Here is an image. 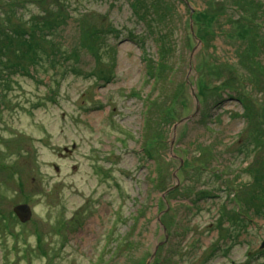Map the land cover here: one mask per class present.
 <instances>
[{
    "label": "rangeland",
    "instance_id": "374dc122",
    "mask_svg": "<svg viewBox=\"0 0 264 264\" xmlns=\"http://www.w3.org/2000/svg\"><path fill=\"white\" fill-rule=\"evenodd\" d=\"M0 61V264H264V0H0Z\"/></svg>",
    "mask_w": 264,
    "mask_h": 264
},
{
    "label": "trees",
    "instance_id": "16d2710c",
    "mask_svg": "<svg viewBox=\"0 0 264 264\" xmlns=\"http://www.w3.org/2000/svg\"><path fill=\"white\" fill-rule=\"evenodd\" d=\"M42 29V27L39 29V30H41ZM12 31L14 32V30H13V28H12ZM4 52V51H3ZM3 59H4V57H3ZM50 61L49 62H51V59H49ZM11 65H14V64H10V65H8V66H5V63H3V62H1L0 61V69L2 68V67H5V68H13ZM14 67H15V65H14ZM197 88H198V85H197ZM227 88V90L228 91H233L234 89H231L229 86H227V87H225L224 89H226ZM223 89V88H222ZM196 98H197V100H198V103L200 104V90L198 89L197 90V94H196ZM241 102H242V99L243 98H238ZM188 115L187 116H185V117H182V118H180L179 120H177V121H175V123L177 124L178 122H185V121H187L188 119ZM190 119V118H189ZM174 120H176V119H174ZM145 123H147V120H146V118H145ZM169 124H171V122H168ZM174 123V124H175ZM142 138H144V137H142ZM142 154L146 157V158H153L152 157V155L148 152V149L146 148V147H143L142 148ZM173 155H175L177 158H179L180 156L177 154V153H174ZM184 159L182 158V159H180L179 158V167H180V165H184V162H183V164H182V161H183ZM174 176V175H173ZM151 177H152V180L149 178L148 180H150L151 182H152V185L153 186H159L160 184H161V179H156V178H159V177H155V176H152L151 175ZM135 186H136V183H135ZM176 189L177 188V186L176 185H174V186H172L170 189H168V193H170V191H173V189ZM138 190V189H137ZM140 190V189H139ZM139 190L135 193V195L133 196V199H136V197H138L139 196ZM163 190V189H162ZM166 196V195H165ZM166 197H164V196H160V199L163 201L164 199H165ZM166 201V200H165ZM158 205V207H159V203L157 204ZM141 209V207H138L137 208V210H140Z\"/></svg>",
    "mask_w": 264,
    "mask_h": 264
},
{
    "label": "water",
    "instance_id": "95a60500",
    "mask_svg": "<svg viewBox=\"0 0 264 264\" xmlns=\"http://www.w3.org/2000/svg\"><path fill=\"white\" fill-rule=\"evenodd\" d=\"M193 96L196 98L195 94ZM196 101L198 104L197 98H196ZM178 123H180V122H178ZM177 124H175L174 126L176 127ZM13 212L21 222L28 221L32 216V208L29 205V203H27V202H21V203L15 204L13 206ZM259 247L264 248V238L262 239Z\"/></svg>",
    "mask_w": 264,
    "mask_h": 264
}]
</instances>
